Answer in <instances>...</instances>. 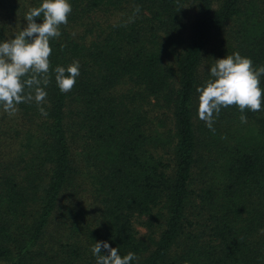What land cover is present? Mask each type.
<instances>
[{"label":"trees","instance_id":"obj_1","mask_svg":"<svg viewBox=\"0 0 264 264\" xmlns=\"http://www.w3.org/2000/svg\"><path fill=\"white\" fill-rule=\"evenodd\" d=\"M41 2L0 0V42ZM68 2L45 103L0 107V261L96 264L106 241L131 264H264V100L212 131L196 92L226 55L264 66V0Z\"/></svg>","mask_w":264,"mask_h":264},{"label":"clouds","instance_id":"obj_2","mask_svg":"<svg viewBox=\"0 0 264 264\" xmlns=\"http://www.w3.org/2000/svg\"><path fill=\"white\" fill-rule=\"evenodd\" d=\"M72 7L68 0H42L25 14L26 25L13 38L0 42V107L9 116L18 113V105L35 102L38 106L46 101V88L51 82L50 40L60 37V26L68 23ZM140 8L136 6L135 12ZM37 23L36 18H41ZM55 81L61 93H68L80 75V63L74 60L67 66H56ZM210 79L196 88L198 95V118L214 131L216 117L222 108L237 106L242 113L241 123H247L245 109L262 110L264 90L260 78L264 66L254 67L248 57L238 52L216 59L209 69ZM42 116L48 113L38 109ZM102 250L106 251L101 254ZM96 264H131L138 260L133 252L121 256L118 248L106 241H97L91 248Z\"/></svg>","mask_w":264,"mask_h":264},{"label":"rangeland","instance_id":"obj_3","mask_svg":"<svg viewBox=\"0 0 264 264\" xmlns=\"http://www.w3.org/2000/svg\"><path fill=\"white\" fill-rule=\"evenodd\" d=\"M140 218L141 217H139V219ZM139 219H137L136 221H134V224H135L136 228L139 230V233L142 234V232L144 231V227L141 226V224L139 223ZM0 264H6V262L0 261Z\"/></svg>","mask_w":264,"mask_h":264}]
</instances>
